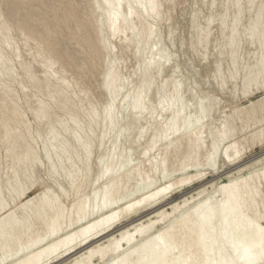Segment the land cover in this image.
<instances>
[{"label": "bare ground", "instance_id": "1", "mask_svg": "<svg viewBox=\"0 0 264 264\" xmlns=\"http://www.w3.org/2000/svg\"><path fill=\"white\" fill-rule=\"evenodd\" d=\"M93 4L100 11V21L105 25L107 34L115 36L127 31L130 33L129 40L135 44L136 52L143 54L147 50L150 56L141 57L138 62L137 70H140V74L137 84L128 88L117 104L116 99L126 83L112 61L105 62L102 87L107 93L108 102L99 110L94 107L89 109L90 120L87 126L81 122L73 104L57 102L56 97L64 95L65 87L59 86L48 91L50 100L70 114V126L67 121L59 120L58 129L52 126L48 132L49 138L45 136L48 139L43 141V155L48 163V172L54 177H61V180L56 178L55 182L65 197L71 191L77 195L87 183L91 186L87 195L73 199L68 208L62 205L60 196L48 188L25 198L14 209L7 208V200L14 203L28 193L26 180H31L38 156L26 144L17 152L14 144L8 141V124L2 123L5 139L8 141L7 152L15 166L23 169L21 178L14 172L12 178L5 179L3 185L0 183V264H57L68 258L71 261L65 264H93L95 258L103 264H264V211H260V204L264 203V195L260 189L264 187V170L259 174L233 177L216 184L211 193L197 198L191 206L187 204L189 207L184 208L182 213L177 214L180 202L170 203L167 208L161 207V203L177 185L192 182L191 180L201 177V170L215 167L217 155L228 163L237 157V143L228 140L233 136V128L224 122L222 128L211 134L204 161L200 160L204 136H201L200 120L207 112V106L203 102H199L195 115L190 116L185 111L186 105L182 102L176 85L167 95L159 98V104H162L159 115L166 112V120L157 123L158 126L142 154L146 155L145 150L154 148L158 141L164 142L165 147L163 156L157 161H149L147 170L134 167L121 148L122 137L130 129V123L120 126L121 118L115 108L119 109L121 115L126 112V116L131 117V123L141 118L153 119L154 110L147 103L154 80L151 71L159 73L163 65L161 60L166 59L167 55L160 47L146 48L153 36V30L146 21L159 17L158 0H93ZM261 11L260 8L257 10L248 29L249 35L258 40L260 51L257 69L246 79L250 84L255 81V85L257 78L264 72V23L261 21ZM239 13L240 9L232 21V31L228 38V43L234 47L238 42L235 31ZM71 15L72 13L67 14L69 19ZM133 20L140 24L139 28L134 25ZM100 41L103 49L110 54L105 34L101 33ZM3 43L6 44L5 41ZM153 55L159 57L155 59L157 56ZM5 62L7 60L0 50V75L10 74ZM25 71L29 74V69L25 68ZM165 85L163 84L164 88ZM44 87L48 89L49 79ZM257 101H264V95ZM47 108V105H40L35 111L36 117L41 119L47 116ZM262 121L264 115L256 122ZM140 127L145 128L143 125ZM97 128L99 131L96 134ZM138 134V138H141L144 133L139 131ZM107 135L109 146L98 155L95 162L97 170L90 179L93 142L97 140L99 146H102ZM258 135L264 136V126L252 134L254 137ZM20 136L21 134L15 135L16 140L20 141ZM181 141H185L183 156L180 157L178 166L168 168L167 154L169 150L177 153L182 145ZM190 152L191 155H187ZM55 155L58 161L53 159ZM137 162L139 163L138 160ZM187 173L191 174L172 181V175ZM60 181L65 182L69 189L65 190ZM1 187L6 188L7 200L1 195ZM203 191L204 189H200L192 198L199 197ZM188 200L183 199L182 204ZM151 208L157 210L147 215L146 221L141 218L129 223L116 235L112 234L122 220ZM17 209H22L21 213L17 214ZM159 224L162 226L154 229Z\"/></svg>", "mask_w": 264, "mask_h": 264}, {"label": "rangeland", "instance_id": "2", "mask_svg": "<svg viewBox=\"0 0 264 264\" xmlns=\"http://www.w3.org/2000/svg\"><path fill=\"white\" fill-rule=\"evenodd\" d=\"M158 2L159 17L146 21L153 30L152 39L146 48L160 47L167 55L165 54L166 59L161 60L163 65L160 72L151 71L154 80L147 103L149 108L154 110L153 119L141 118L131 123V117H127L126 112L121 115L119 109L115 108V112L121 118L120 126L130 123V129L122 137L121 148L129 156L134 167L144 170L148 169L149 161H157L163 156L165 146L162 141H158L154 148L145 150L146 155L142 153L148 146L158 126L157 123L166 120V112L159 115L162 106L159 104V98L167 95L176 85L182 102L186 105L187 115H195L194 111L199 102L207 106V112L200 120L201 136L204 135L200 160L204 161L211 134L222 128L224 122L233 128L231 132L233 136L228 140H234L239 150L232 162H225L217 155L215 167L201 170V177L191 180L192 182L177 185L178 187L161 203V207L167 208L170 203L180 202V210L177 211L179 214L196 202L197 198L211 193L216 184L233 177L259 174L264 170V136H252L253 132L264 126V121L256 122L264 115V101H257L264 95V72L257 78V87L255 81L251 84L246 82L257 69L260 52L258 40L255 36L249 35L248 29L259 8L262 10L261 21L264 23V0H158ZM238 9L240 13L235 31L238 42L234 47L228 43V38ZM68 13H72L70 19ZM100 19V11L93 4V0H0V50L7 60L5 66L10 69L9 75H0V183L3 185L5 179L12 178L14 172H17L19 178L22 177L23 167L15 166L7 152L8 141L14 144L17 152L26 144L34 153L36 151L35 154L38 156L32 178L26 180L28 193L23 198L12 203L7 200L6 188L4 187V190L1 187L3 190L1 195L8 201L7 208L14 209L25 198L46 188L60 196L62 205L68 208L73 199L87 195L91 191V186L87 183L88 185H84L77 195L71 191L65 197L55 182L56 178L61 180V177H54L48 172V163L43 155V141L49 138L48 132L52 126L58 129L59 120L67 121L70 126V114L50 100L48 91L59 86L65 87L64 95L56 97L57 102L60 104L66 101L69 105L73 104L81 122L87 126L90 120L89 109L94 107L99 110L108 102L107 93L102 87L105 62L111 60L119 76L124 78L123 81L126 83L116 99L117 104L128 88H133L137 84L140 74V70H137L138 62L141 57L150 56L147 50L143 54L136 52L135 44L129 40L130 33L127 31L115 36L107 34L106 27L101 24ZM133 23L140 27L136 20H133ZM101 33L107 38L110 54L102 47ZM156 56L153 55L155 59L159 57ZM167 57H170L169 60ZM25 68L29 69V74ZM47 79L48 89L44 87ZM162 83L164 85L167 83V86L164 88ZM164 89H168L167 92ZM40 105L48 106L47 116L41 119L35 114ZM125 116L127 118H124ZM3 122L8 124V141L5 139ZM142 125L145 128L140 127ZM92 127L94 128V125ZM98 131L97 128L96 134ZM139 131L144 133L141 138H138ZM17 134H21L20 141L15 138ZM108 137L109 135L103 139L102 146H99L97 140L93 142L90 179L96 173L95 162L98 155L109 146ZM181 142L177 153L169 150L168 168L178 166V161L185 150V141ZM53 159L58 161L56 155ZM190 174L172 175V181ZM60 182L65 190L69 189L65 182ZM200 189H204L201 196L192 198ZM260 189L264 195V187ZM187 198L189 200L185 206L182 200ZM155 210L157 209L151 208L130 215L114 228L112 234L116 235L129 223L141 218L146 221L147 215ZM20 211L22 209H17L16 213H21ZM260 211H264V203L260 204ZM161 226L162 224L154 226V229ZM93 260V264H103L96 258ZM70 261L68 258L57 264Z\"/></svg>", "mask_w": 264, "mask_h": 264}]
</instances>
